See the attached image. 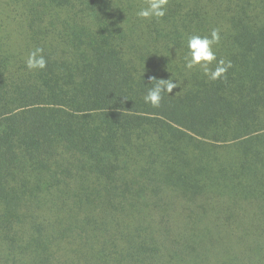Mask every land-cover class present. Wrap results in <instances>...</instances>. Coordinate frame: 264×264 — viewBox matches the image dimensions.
Listing matches in <instances>:
<instances>
[{
  "label": "trees",
  "instance_id": "obj_1",
  "mask_svg": "<svg viewBox=\"0 0 264 264\" xmlns=\"http://www.w3.org/2000/svg\"><path fill=\"white\" fill-rule=\"evenodd\" d=\"M142 6L0 0V264H264V0ZM150 77L182 83L154 108Z\"/></svg>",
  "mask_w": 264,
  "mask_h": 264
},
{
  "label": "clouds",
  "instance_id": "obj_2",
  "mask_svg": "<svg viewBox=\"0 0 264 264\" xmlns=\"http://www.w3.org/2000/svg\"><path fill=\"white\" fill-rule=\"evenodd\" d=\"M169 0H143V6L137 11L136 16L142 20H161L166 15V6ZM221 42L220 30L214 28L208 35L190 34L186 38V52L184 55V68L187 71L200 70L204 77L210 82L222 79L232 68V62L223 58L218 59L214 47ZM44 49L37 47L32 50L26 59V68L29 71L43 70L47 61L43 55ZM213 65H215L213 67ZM150 83L155 81L152 87L148 88L144 96V102L152 107H159L165 94L169 96L174 88L180 87L181 81L171 78L156 79L149 78ZM175 81V82H174Z\"/></svg>",
  "mask_w": 264,
  "mask_h": 264
}]
</instances>
